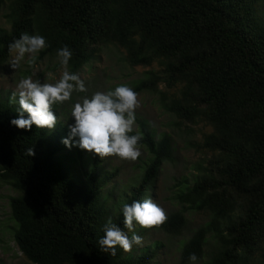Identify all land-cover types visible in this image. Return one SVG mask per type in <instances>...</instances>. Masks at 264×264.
I'll use <instances>...</instances> for the list:
<instances>
[{
	"label": "trees",
	"instance_id": "16d2710c",
	"mask_svg": "<svg viewBox=\"0 0 264 264\" xmlns=\"http://www.w3.org/2000/svg\"><path fill=\"white\" fill-rule=\"evenodd\" d=\"M262 0H0L6 29L0 28V65L7 44L22 33L44 37L36 60L57 59L66 45L72 52L68 71L90 66L101 47L122 52L130 68L156 65L130 87L136 94L155 93L162 109L179 122L209 128L199 147L210 153L201 176L177 195L183 208L207 214L184 243L178 264L195 254L203 264H264V14ZM60 67L58 60L52 68ZM26 70L23 74H29ZM85 93V92H84ZM51 106L53 114H63ZM16 105L0 99V182L9 197L13 240L30 264H157L161 244L133 246L115 254L99 249L107 220L123 226L120 206L150 199L161 164L172 158V142L146 120L134 116L137 147L148 158L132 188L109 187L117 171L102 159L61 138L67 125L28 131L9 124ZM32 147L28 157L25 149ZM132 231L144 237L147 228ZM181 212L158 227L178 235ZM156 227V226H154Z\"/></svg>",
	"mask_w": 264,
	"mask_h": 264
},
{
	"label": "rangeland",
	"instance_id": "374dc122",
	"mask_svg": "<svg viewBox=\"0 0 264 264\" xmlns=\"http://www.w3.org/2000/svg\"><path fill=\"white\" fill-rule=\"evenodd\" d=\"M264 14V0L257 5L256 15L262 18ZM0 28L6 29L4 10L0 9ZM122 52L113 46L101 47L91 59L89 67H83L77 73L85 86V93L73 92L68 101L63 102V114H58V123L71 124V106L83 96H90L94 92H105L117 85L131 87L133 81L141 79L143 73L148 70H158L154 64L150 67L130 68L122 64ZM57 59L44 58L41 61L35 60L28 65L25 60L14 63V54H10L7 62L0 65V94L11 95L16 90L19 79L31 77L41 82L54 83L61 74V68L55 66ZM29 74H23L24 71ZM137 106L134 108V116L143 118L157 133H166L172 142V158L161 164L155 184L150 192V199L162 210L164 217L170 214L181 212L184 217V226L178 235H170L162 231L157 225L149 227L141 237L140 245H147L157 241L161 249L157 251V264H178L180 251L184 243L190 238L193 232L206 221L208 216L202 212L186 210L177 195L190 187L195 178L201 176L202 169L199 164L206 166L211 154L202 150L199 144L202 135L209 132V128L203 124L191 125L179 122L174 116L166 113L159 102L157 94L140 93L136 94ZM132 130L136 131V124L133 122ZM139 156L135 160L124 159L117 156L104 157L102 167L106 170L117 171L116 176L109 182V187L116 186L117 189L132 188L137 184L141 173L135 168L136 164L148 158L146 152L137 147ZM182 190V191H181ZM15 192L9 185L0 182V264H30L19 252L13 240L14 224L10 220L8 201ZM156 226V227H154ZM138 225L135 227L137 228ZM139 228V227H138ZM134 245V246H140ZM212 242L204 247V256L195 264H203L207 261V254L211 249ZM155 264V263H154Z\"/></svg>",
	"mask_w": 264,
	"mask_h": 264
},
{
	"label": "clouds",
	"instance_id": "9594fccd",
	"mask_svg": "<svg viewBox=\"0 0 264 264\" xmlns=\"http://www.w3.org/2000/svg\"><path fill=\"white\" fill-rule=\"evenodd\" d=\"M45 39L38 34L22 33L7 44L9 54H14V63L25 60L32 65L38 53L46 48ZM72 52L66 46L56 50V58L61 74L54 83L41 82L39 79L24 77L18 80L16 90L11 95H1L0 99L8 105L17 106L15 118L9 124L17 129L28 131L32 126L53 129L58 124V113L53 114L51 106H60L68 101L72 93L85 92L83 81L74 72L68 71V62ZM137 106L136 93L126 85H117L105 92H94L83 96L71 106L72 123L67 125V133L61 138L65 148L75 147L79 150L103 157L117 156L135 160L139 156L137 148L140 134L129 135L134 122V108ZM28 157L33 155V148L25 149ZM122 223L132 234L125 235L109 219L102 227L103 235L97 239L99 249L105 253L115 254L118 246L128 252L134 245L141 244V237L132 231L134 225L143 228L161 223L165 217L163 210L151 199L132 201L120 206ZM189 264H195L196 255L190 254Z\"/></svg>",
	"mask_w": 264,
	"mask_h": 264
}]
</instances>
